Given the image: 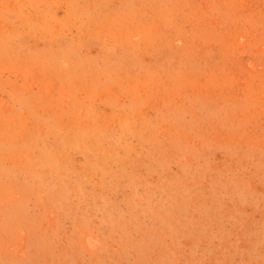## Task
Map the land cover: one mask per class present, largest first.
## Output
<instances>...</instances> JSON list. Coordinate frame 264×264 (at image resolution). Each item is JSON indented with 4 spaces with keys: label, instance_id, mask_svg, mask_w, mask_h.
<instances>
[{
    "label": "rangeland",
    "instance_id": "1",
    "mask_svg": "<svg viewBox=\"0 0 264 264\" xmlns=\"http://www.w3.org/2000/svg\"><path fill=\"white\" fill-rule=\"evenodd\" d=\"M0 264H264V0H0Z\"/></svg>",
    "mask_w": 264,
    "mask_h": 264
}]
</instances>
